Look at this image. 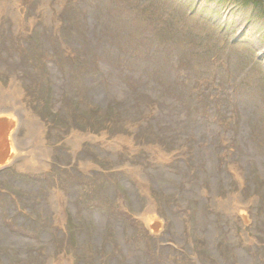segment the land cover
Returning <instances> with one entry per match:
<instances>
[{
  "label": "rangeland",
  "instance_id": "374dc122",
  "mask_svg": "<svg viewBox=\"0 0 264 264\" xmlns=\"http://www.w3.org/2000/svg\"><path fill=\"white\" fill-rule=\"evenodd\" d=\"M7 115L0 264H264L263 0H0Z\"/></svg>",
  "mask_w": 264,
  "mask_h": 264
},
{
  "label": "water",
  "instance_id": "95a60500",
  "mask_svg": "<svg viewBox=\"0 0 264 264\" xmlns=\"http://www.w3.org/2000/svg\"><path fill=\"white\" fill-rule=\"evenodd\" d=\"M20 125V120L14 122L9 115L0 117V152L3 150L4 154L2 160L0 161V166L6 157L8 158H6L4 162L8 163V161L10 162L11 160L13 145V139L11 137H16V134L20 129Z\"/></svg>",
  "mask_w": 264,
  "mask_h": 264
},
{
  "label": "bare ground",
  "instance_id": "6f19581e",
  "mask_svg": "<svg viewBox=\"0 0 264 264\" xmlns=\"http://www.w3.org/2000/svg\"><path fill=\"white\" fill-rule=\"evenodd\" d=\"M7 110H11V109H7ZM6 110V111H7ZM6 111H4V114H5V112ZM16 115H18V114H16ZM11 116H13V114L11 115ZM12 139H13V142H15V138L14 137H11ZM4 156V154H3V150L0 152V161L2 160V157ZM14 158V160H15V157H13ZM9 162V161H8ZM12 162V161H11ZM4 163H6V162H4ZM12 164V163H11ZM5 165V164H4Z\"/></svg>",
  "mask_w": 264,
  "mask_h": 264
}]
</instances>
